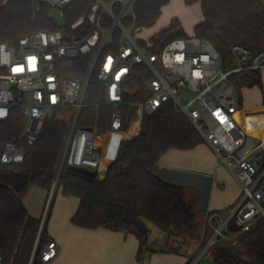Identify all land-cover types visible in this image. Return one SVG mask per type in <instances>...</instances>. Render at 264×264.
Here are the masks:
<instances>
[{"label": "built area", "instance_id": "built-area-1", "mask_svg": "<svg viewBox=\"0 0 264 264\" xmlns=\"http://www.w3.org/2000/svg\"><path fill=\"white\" fill-rule=\"evenodd\" d=\"M39 1L64 16L77 2L89 3V10L59 29L27 34L15 44L0 40V120L7 119L17 107L25 117L20 140L33 144L48 116L58 109L70 112L55 180L28 264L35 263L65 165L100 169L103 153L96 148L97 128L78 125L95 70L103 88L101 104L114 107L113 133L124 130L119 107L130 104L135 94H147L142 102L146 115L171 101L211 145L218 163L240 183L241 194L232 206L208 214L206 227L213 232L188 264H197L216 241L234 240L264 220V139H256L239 124L240 93L231 79L236 74L264 70V48L253 50L233 44L230 60L234 67L227 70L228 61L206 37L187 35L161 46L152 39L140 40L135 34L137 0ZM259 1L264 7V0ZM85 55L89 63L84 75L61 72L63 60ZM24 155L22 145L8 141L0 155V166L9 167ZM59 253L58 242L50 239L41 248L42 263L54 260ZM0 264H5L1 251Z\"/></svg>", "mask_w": 264, "mask_h": 264}, {"label": "trees", "instance_id": "trees-1", "mask_svg": "<svg viewBox=\"0 0 264 264\" xmlns=\"http://www.w3.org/2000/svg\"><path fill=\"white\" fill-rule=\"evenodd\" d=\"M170 0H137L134 10L136 27L156 23L162 8ZM187 4L201 2L204 20L195 26V35L213 42L226 61L231 59V47L241 43L253 50L264 48V7L259 0H185ZM89 10V3H75L67 9L69 24ZM130 19L127 18L126 22ZM51 6L39 0H0V40L15 44L27 34L39 30H56ZM187 36L181 22L172 20L151 39L157 46ZM65 75H84L89 56L63 60ZM251 83L261 84L259 71L247 73ZM143 87H141V91ZM137 93L133 100L144 99ZM103 88L97 71L92 74L78 125L97 128L96 148L109 149L114 107L101 104ZM97 104H101L99 107ZM130 104H122L123 129L133 117ZM58 109L48 116L33 144L20 140L25 117L17 107L10 116L0 120V155L6 142L13 141L25 149L23 158L13 165L0 166V251L5 264H28L38 236L40 218L31 216L23 196L31 184L51 189L57 171L68 122ZM202 138L187 117L179 113L171 101L165 102L152 115L143 114L138 133L120 143L115 160L99 178L65 165L58 187L62 193L79 198L72 222L86 228L106 227L135 234L140 241L139 255L148 243L151 227H159L169 237L180 238L187 246L199 240L196 208L187 201L185 186L163 178L157 173L161 156L170 148H192ZM210 235L213 230L209 228ZM50 240L47 227L42 234L40 249L34 264H43L41 248ZM207 255L216 264H264V220L251 230L240 233L234 240H218Z\"/></svg>", "mask_w": 264, "mask_h": 264}, {"label": "crops", "instance_id": "crops-1", "mask_svg": "<svg viewBox=\"0 0 264 264\" xmlns=\"http://www.w3.org/2000/svg\"><path fill=\"white\" fill-rule=\"evenodd\" d=\"M198 4L200 11H197ZM161 15L164 20L159 30L178 19L185 34L190 33L192 28L195 34V26L204 20L201 2L187 4L185 0H170L163 6ZM263 73L264 70L259 72L261 85ZM243 82L249 86L254 85L246 74ZM258 91L255 86L239 89L240 108L237 119L251 136L264 139V97ZM113 137L114 133L109 149L103 154L111 151ZM118 151L110 159L109 165L117 157ZM157 173L185 188L189 185L190 191L186 189L187 201L192 198L188 192H193L194 205L199 215L197 220H206L209 213L229 208L241 194L238 180L224 164L218 163L213 148L203 139L192 148L168 149L158 162ZM48 195L47 188L35 184L29 186L23 202L31 216L41 217ZM78 206V197L66 196L58 187L51 205L47 233L50 239L58 242L60 253L46 264H188L199 250L198 245L187 246L180 238L157 232L153 226L151 231L154 233L150 232L148 243L139 255L140 241L133 233L74 224L72 217ZM205 264L216 263L209 255Z\"/></svg>", "mask_w": 264, "mask_h": 264}, {"label": "rangeland", "instance_id": "rangeland-1", "mask_svg": "<svg viewBox=\"0 0 264 264\" xmlns=\"http://www.w3.org/2000/svg\"><path fill=\"white\" fill-rule=\"evenodd\" d=\"M197 11H200V7L199 4L197 5ZM51 14L56 22V24H58L60 27H63L66 25V19L64 16V13L58 10H51ZM164 17L161 15V17L156 21L155 24L149 26V27H138L137 29H135V34L136 36L142 40V41H148L151 40V37L159 30L160 25H162L163 23V19ZM186 35H194L193 34V28L191 29V32L186 34ZM69 62H67V64L63 63V67H65L66 65H68ZM233 64L231 63V60L228 61V63L225 65V69L229 70L231 68H233ZM247 74V73H246ZM245 74H236L233 75L231 77V79L235 82V84L239 87L240 90H242L243 88H249V87H253L255 86V88H258V92L264 97V73L262 74V85L259 83H255L252 86L246 85L245 82H243V77ZM102 85V83H101ZM103 98V97H102ZM144 99H136L133 100L132 102H130V108L131 111L133 112V117L131 119V122L128 126V128L126 130H121L118 132L114 133V137H113V143H112V149L109 153H105L103 154L102 157V161H101V165H100V169L98 171V176L99 178L104 177L105 174V169L108 167L109 163H110V159L116 154L117 149H119V143L121 139H127V138H132L134 137L140 128V121H141V117L143 115V102ZM119 111H122V108H119ZM62 118H64L69 125V117H70V112L69 110H64L61 115ZM58 189V188H57ZM186 189L190 191L189 185H186ZM50 192V190H49ZM189 195L192 194V198L189 200L190 204L194 205L195 203V196L194 193L192 192H188ZM196 208V207H195ZM197 210V208H196ZM197 215H198V210H197ZM199 217V215H198ZM198 223H199V228H198V233H199V240L198 241H191L190 245H198L199 246V250L197 251L196 255L193 257V259H195L198 255V253L200 252V248H202L204 246V244L207 242V240L209 239L210 232L208 227H206V220L203 219H199L198 218ZM148 224L150 225V227H155V230H157V232H163L159 227L153 225L151 222H148ZM151 233H154L153 230L151 231ZM165 234V233H164ZM189 245V246H190ZM209 259V255H204L201 260L199 261V263L197 264H205V261Z\"/></svg>", "mask_w": 264, "mask_h": 264}, {"label": "water", "instance_id": "water-1", "mask_svg": "<svg viewBox=\"0 0 264 264\" xmlns=\"http://www.w3.org/2000/svg\"><path fill=\"white\" fill-rule=\"evenodd\" d=\"M129 98V94L126 93L125 94V99L127 100ZM75 170H77L80 173H83L85 175H89V176H94L95 172L92 170H87V169H83V168H79V167H74Z\"/></svg>", "mask_w": 264, "mask_h": 264}]
</instances>
